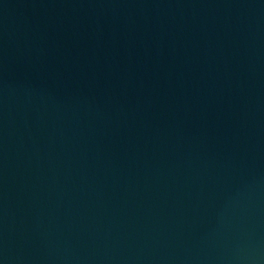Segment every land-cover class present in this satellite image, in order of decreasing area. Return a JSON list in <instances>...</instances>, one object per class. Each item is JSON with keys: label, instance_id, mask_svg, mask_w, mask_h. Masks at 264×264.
I'll return each instance as SVG.
<instances>
[{"label": "water", "instance_id": "1", "mask_svg": "<svg viewBox=\"0 0 264 264\" xmlns=\"http://www.w3.org/2000/svg\"><path fill=\"white\" fill-rule=\"evenodd\" d=\"M0 264H264V0H0Z\"/></svg>", "mask_w": 264, "mask_h": 264}]
</instances>
